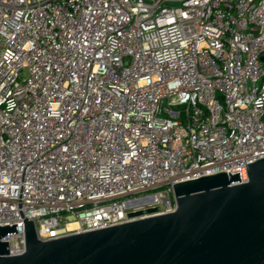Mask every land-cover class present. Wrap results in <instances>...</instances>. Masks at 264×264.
<instances>
[{"label": "built area", "instance_id": "built-area-1", "mask_svg": "<svg viewBox=\"0 0 264 264\" xmlns=\"http://www.w3.org/2000/svg\"><path fill=\"white\" fill-rule=\"evenodd\" d=\"M261 57L264 0H0L8 256L25 219L48 242L172 213L178 183L247 182L264 158Z\"/></svg>", "mask_w": 264, "mask_h": 264}, {"label": "water", "instance_id": "water-1", "mask_svg": "<svg viewBox=\"0 0 264 264\" xmlns=\"http://www.w3.org/2000/svg\"><path fill=\"white\" fill-rule=\"evenodd\" d=\"M247 166L240 185L229 173L173 185L165 215L48 242L25 219L24 253L9 257L0 242V264H264V158ZM15 233L1 226L0 240Z\"/></svg>", "mask_w": 264, "mask_h": 264}, {"label": "bare ground", "instance_id": "bare-ground-1", "mask_svg": "<svg viewBox=\"0 0 264 264\" xmlns=\"http://www.w3.org/2000/svg\"><path fill=\"white\" fill-rule=\"evenodd\" d=\"M76 226L77 225L75 223H69L68 226H67V229L72 231V230H74L76 228Z\"/></svg>", "mask_w": 264, "mask_h": 264}, {"label": "rangeland", "instance_id": "rangeland-1", "mask_svg": "<svg viewBox=\"0 0 264 264\" xmlns=\"http://www.w3.org/2000/svg\"><path fill=\"white\" fill-rule=\"evenodd\" d=\"M263 67H264V63H263ZM149 213L153 214V213H155V212H154V211H151V212H149ZM149 213H148V214H149Z\"/></svg>", "mask_w": 264, "mask_h": 264}]
</instances>
